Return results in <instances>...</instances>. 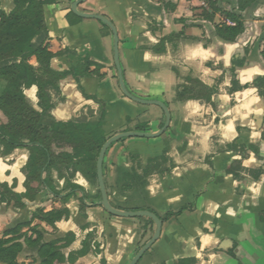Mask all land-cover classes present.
<instances>
[{
  "label": "crops",
  "instance_id": "1",
  "mask_svg": "<svg viewBox=\"0 0 264 264\" xmlns=\"http://www.w3.org/2000/svg\"><path fill=\"white\" fill-rule=\"evenodd\" d=\"M74 1L55 0L43 8L48 50L57 54L50 66L63 72L87 59L100 68L89 67L92 74L79 79L80 89L73 76L60 80L59 93L52 95L51 116L57 122H92L104 113L102 129L108 138L130 131L158 132L165 120L163 111L123 95L111 30L100 21L73 14ZM211 2L86 0L77 7L115 27L126 90L136 98L163 103L170 114L169 127L159 137L120 139L103 158L108 201L116 205L121 203L117 197L123 198L117 193V168L138 162L143 167L148 159L164 155L160 172L147 178L141 201L159 218L172 216L161 220L158 240L137 264H175L181 259H195V264H264V97L253 87L229 93L233 79L244 86L264 76V0H256L241 13L244 32L233 43L218 38L215 27L234 25L222 12L234 9L235 0ZM13 7L11 0H0L5 13ZM31 64L35 65L33 59ZM196 81L211 90L209 100L198 93ZM4 88L0 80V96ZM24 94L37 108L36 87ZM192 95L196 99L188 98ZM5 123L0 113V124ZM142 126L144 131L136 130ZM230 144L237 145V151L228 149ZM250 145L257 153L240 148ZM28 157L26 148L3 155L0 147V234L22 226L14 236H30V229L36 227L42 241L49 243L72 233L73 242L61 250L65 256L80 250L89 236V252L73 264H101V260L128 264L152 237L155 226L147 218H120L103 209L98 184L79 173L69 177L51 170L42 178L50 179L57 195L32 182L28 189L35 191V197L19 201L13 195L27 191ZM233 162L243 169L260 168L262 174L253 180L235 170L236 178L227 173ZM66 180L82 191L65 200ZM62 208L68 209L69 217L54 227L39 220L25 225L36 209ZM24 249L28 254L20 261L37 264L30 258L34 252Z\"/></svg>",
  "mask_w": 264,
  "mask_h": 264
},
{
  "label": "trees",
  "instance_id": "2",
  "mask_svg": "<svg viewBox=\"0 0 264 264\" xmlns=\"http://www.w3.org/2000/svg\"><path fill=\"white\" fill-rule=\"evenodd\" d=\"M11 1L14 7L9 13L0 9V80L5 82V88L0 96V113L6 118V123L0 124V147H2L3 155L17 148H26L29 151L28 161L24 167L26 177L24 184L27 191L23 195L13 196L19 201L22 198L32 200L36 194L34 190L28 189L32 182L43 184L53 195H57L50 179L42 178L43 174L50 173L51 170L66 172L69 177L79 173L88 182L97 184L96 159L101 146L108 139L102 129L104 113L92 122L86 120L57 122L51 116V110L54 108L52 95L59 93L60 80L69 75L73 76L80 89L79 79L92 74L89 67L95 66L96 71L100 67L83 59L67 71L58 72L52 69L50 61L57 54L48 50V33L43 8L45 5L53 4L55 0ZM215 1L213 0L211 4ZM255 1L235 0L234 9L222 12L227 19L234 22V25L216 26L215 35L227 43L235 42L244 32L241 13L250 8ZM262 57L264 59V51ZM32 59L35 65L31 64ZM33 86L36 87L37 108L31 105L24 94L25 90ZM196 87L199 88L198 93L209 100L211 90L197 81ZM248 87L255 88L258 95L264 97V76L257 77L251 84L244 86L239 85L238 81L233 79L229 93ZM188 98L196 99L193 95ZM144 128L145 126L136 127V130L144 131ZM227 148L237 151L235 144H230ZM240 148L257 153V149L251 145ZM131 159L136 161L137 157L132 156ZM162 161H164V155L148 159L143 167L138 162L131 168H117V193L129 199L125 204L117 203L111 206L122 211L153 213L151 209L143 205L142 201L136 202L134 199L143 200L146 180L153 172H160ZM235 170L247 173L253 180H258L262 174L260 168L243 169L239 162H233L227 173L239 178L234 174ZM59 175L63 176L61 173ZM2 187L6 186L2 185ZM63 188L68 190L65 200L74 195L76 191H82L79 186L67 180ZM169 216L172 214H166L160 219L164 220ZM68 217L69 211L66 208L48 212L36 209L31 214L29 223L25 225L29 226L33 220H39L54 227L55 223L66 220ZM147 221L153 224L148 218ZM21 227L0 234V264H25L20 261L21 256L28 254L24 253V247L34 252L30 253V258L37 264H73L89 252V236L82 243L80 250L65 256L61 250L73 242L72 233H68L63 239L44 243L36 227L30 229L32 233L30 236L28 234L14 236L19 234ZM95 253H98L97 249ZM101 264H105L104 261L101 260ZM175 264H195V259H181Z\"/></svg>",
  "mask_w": 264,
  "mask_h": 264
},
{
  "label": "water",
  "instance_id": "3",
  "mask_svg": "<svg viewBox=\"0 0 264 264\" xmlns=\"http://www.w3.org/2000/svg\"><path fill=\"white\" fill-rule=\"evenodd\" d=\"M86 0H75L71 4V12L81 18H88V19H95L97 21H100L104 25H106L112 32L113 35V40H114V47H113V59H114V65L117 70V77H118V84L121 92L125 97L130 99L131 101L135 103H139L142 105H154L159 107L163 113H164V124L162 128L156 132V133H143V132H136V131H130V132H122L118 133L116 135H113L109 137L101 146L97 159H96V179H97V184H98V190L100 193V198L101 201L99 202V205L103 207L109 214L120 217V218H148L152 220L154 226H155V231L152 235V237L137 251V253L134 255V257L131 259V261L128 264H137L142 256L151 248V246L158 240L160 233H161V227H162V221L159 217H157L155 214L149 212V211H122L113 208L107 197L106 189H105V184L103 181V175H102V163H103V158L106 150L108 147L116 142L119 141L120 139L124 138H156L159 137L162 133L166 131V129L169 127L170 123V114L167 109V107L158 101H149V100H143L136 98L132 96L125 88L124 81H123V76H122V71L120 68L119 64V59H118V36L115 27L112 25V23L107 20L106 18L96 15V14H91V13H81L77 10L78 5L84 3Z\"/></svg>",
  "mask_w": 264,
  "mask_h": 264
},
{
  "label": "rangeland",
  "instance_id": "4",
  "mask_svg": "<svg viewBox=\"0 0 264 264\" xmlns=\"http://www.w3.org/2000/svg\"><path fill=\"white\" fill-rule=\"evenodd\" d=\"M116 196H119V195H115V197H116ZM112 197H113V200L116 201L115 198H114V195H113ZM117 199H119L118 201H120L121 203L125 204V203L128 202V199H129V198L127 199V197H123V198H122V197H121V198H118V197H117ZM134 201H136V202H141V200H140L139 198H135ZM20 259H21V260L24 259V256H21Z\"/></svg>",
  "mask_w": 264,
  "mask_h": 264
}]
</instances>
